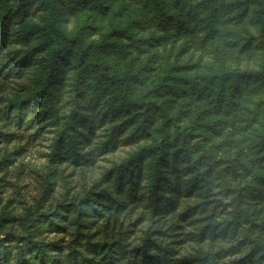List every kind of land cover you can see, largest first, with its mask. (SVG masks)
Returning <instances> with one entry per match:
<instances>
[{
  "label": "trees",
  "instance_id": "trees-1",
  "mask_svg": "<svg viewBox=\"0 0 264 264\" xmlns=\"http://www.w3.org/2000/svg\"><path fill=\"white\" fill-rule=\"evenodd\" d=\"M186 2L0 0L1 69L8 67L17 74H24L30 68L33 74V87L25 95L9 100L8 110L18 123L43 120L46 111L56 114L55 122L62 131L56 133L52 160H77L84 154V147L96 138L101 143L92 153L111 151L126 142L121 137L129 129L132 131L127 140L135 141L140 137L151 140L150 144L136 147L126 159L113 164L114 176L108 187L97 194V200L87 198L86 204L76 205L73 211L76 233H80L82 224L90 228L92 218L103 215L104 209L111 206L133 209L143 203L149 216L163 218L173 209L176 200L173 191L176 153L169 146L176 141L168 131L169 121H179L193 114L197 123L211 120L221 114L235 113L240 101L247 96L264 97V71L253 73L251 79L241 78L228 70L226 55L221 49H216L215 59L207 70L201 68L193 74L190 64L180 63L184 60L183 51L192 46L189 36L197 29L191 24L189 13L183 14ZM199 3L204 8L199 28L200 33H204L200 38L202 44L222 39L231 45L224 37L235 33L228 27L232 21L225 17L245 5L246 10L252 11L250 23L258 24L261 33L252 51L264 49V0H199ZM73 17L84 26L69 37L59 25ZM233 19V27L243 23L242 15ZM106 21L111 24L107 32L104 31ZM137 26L140 30L152 29L151 37L137 40ZM95 31L102 33L101 40L88 45L87 40ZM179 39L184 43L180 44ZM14 44L19 47L13 54L10 48ZM160 51L164 53L162 61L156 59ZM67 83L72 93L71 114L60 118L56 105L65 96ZM42 89L48 95L40 101L35 96ZM181 101L189 102V106L172 116ZM41 103L43 111L38 110ZM249 115L254 120L264 119V99L256 104L255 113ZM161 121L159 127H154ZM101 128L104 132L96 137ZM259 139L264 149V134ZM108 172L109 168L104 175ZM246 194L255 205H264V164L260 165ZM47 215L44 213L35 219H45L59 230L66 229L60 227L64 222L61 218L66 217L64 213H58L49 221ZM9 222L14 223L15 218L0 215V229ZM40 227L47 230L45 224ZM259 230L261 236L250 241V251L243 264H264V224L259 225ZM106 237L115 240L118 246L100 253L91 249L92 253H97L93 257L94 264H182L174 258L172 245L153 238L148 230L135 247L127 243L126 232L121 228L116 235ZM5 245L0 241V264H10L11 250ZM27 247L19 249L16 264H24L25 260L29 264H73V252L79 251L81 258L88 255L86 249L78 247L59 254L45 244L37 245L32 253ZM153 250L155 255L151 254ZM190 256L188 253L185 258Z\"/></svg>",
  "mask_w": 264,
  "mask_h": 264
},
{
  "label": "clouds",
  "instance_id": "clouds-1",
  "mask_svg": "<svg viewBox=\"0 0 264 264\" xmlns=\"http://www.w3.org/2000/svg\"><path fill=\"white\" fill-rule=\"evenodd\" d=\"M252 8H255V5ZM241 15L243 23L233 27V18ZM252 18V11L246 10L245 5L237 7L225 17V20L232 21L228 27L235 34L224 37L231 43L233 50V55L225 61L228 70L237 73L241 78L249 79L253 73L264 71V49H257L255 53L252 51L253 45L258 44L261 37L259 25L253 26L250 23ZM83 26V23L78 24L74 17L59 25L69 37L79 32ZM104 31L107 32L108 29L105 28ZM136 31L137 40L151 37L150 28L140 30L137 26ZM101 35L100 31H95V34L88 38L87 44L99 42ZM179 43L183 44L184 40H179ZM182 56L184 60L191 59L190 68L193 74L202 66L211 65L214 60L211 50L206 52L195 45L186 48ZM72 75L73 73H69V76ZM17 83H23V78ZM67 91L65 88V92ZM47 95V91L42 89L35 98L43 101ZM262 99L264 97L247 96L240 101L239 109L235 113L221 114L199 123L196 122L194 114L179 121H169L168 131L171 139L176 141L175 144L169 145L176 153L177 166L173 174L176 200L173 209L163 218L149 216L140 221L138 227L145 231L152 229L163 233L158 237L159 241L166 245L171 244L175 249L174 258L181 260L182 264H234L236 261L243 264L244 257L250 251V241L261 236L259 225L264 224V205H255L246 193L253 184L260 165L264 164V149L260 147L259 139L260 135L264 134V127H261L264 119L254 120L249 115L255 113L256 104ZM71 107L69 96L65 95L59 99L56 105L59 117L70 115ZM38 110H44L42 103ZM178 114L179 109L171 115ZM55 120L56 114L46 111L42 123L31 129L32 133H36L37 128L40 130L34 140L37 145H44L37 149L44 154L43 158L34 160L30 148H22L16 153L20 159L14 163L10 162L6 171H0V215L15 218L14 223L9 222L6 227L0 229V241L13 237L11 242L5 245L11 250L10 264H16L19 249L25 245H28L29 253L35 252L37 245L41 244L48 245L58 254L67 253L69 248L86 249L88 255L84 258H81L79 251L72 253L73 264H94L93 257H96L97 253L118 246L115 240H109L106 236L101 240L104 234L99 231L98 225L89 228L82 224L80 233H76L75 227L70 226V219L65 221L64 226H60L67 231L59 230L45 219H35L36 216L47 213V220H53L58 213H64L74 205L87 201L84 196L79 200L74 199L81 192L80 187H75L74 184L65 185L67 177L73 172L76 173L73 179L79 180V174L84 171L85 166L77 167L73 164L69 167L65 161L62 167L67 168V172L64 173L63 179H57L60 176L57 171L48 173L46 178L41 167L55 163L48 158L52 155L51 145L56 139L57 131H62ZM162 123L163 121L154 127H159ZM107 127L105 125V128ZM104 130L101 128L97 131L96 137H101ZM131 131L129 129L122 135L121 139L126 141L124 144H118L111 151L105 149L98 153L99 159L87 162L94 170L109 168L106 175L96 171L95 175L90 177V191L94 188L96 194H100L114 176L113 165L106 161L115 160L119 163L127 158L126 153L151 143L150 139L144 137L135 141L127 140ZM100 143V139H93L84 147L83 153H92ZM15 145L16 141L13 140L9 147L14 149ZM22 163L26 167L20 170ZM29 164L36 167L27 166ZM141 211L143 209L137 210L134 219L139 218ZM41 224H45L47 230L42 229ZM139 235V232L132 235L127 243H139ZM75 240L80 243L74 244ZM132 247H135V244H132ZM93 248L97 253L91 252ZM186 253L191 256L185 258ZM151 254L155 255V250ZM24 264H29L28 260H25Z\"/></svg>",
  "mask_w": 264,
  "mask_h": 264
},
{
  "label": "rangeland",
  "instance_id": "rangeland-1",
  "mask_svg": "<svg viewBox=\"0 0 264 264\" xmlns=\"http://www.w3.org/2000/svg\"><path fill=\"white\" fill-rule=\"evenodd\" d=\"M188 13L191 19V24L197 27L196 32L193 33V35L189 36V39L192 42V46L195 45L198 48L204 49L206 52L211 50L214 53V59L216 56V52H215L216 49L223 50V52L226 55V58H229L233 55L232 46L230 44H226V42H224L222 39L216 40L214 43L208 42L207 44H202L200 39L201 31L199 30V28L201 27L200 18H202L203 16L204 8L199 3V0H187L186 4L184 5L183 14H188ZM110 25H111L110 21H106L105 26H107L106 27L107 29L110 27ZM18 47H19L18 44H14L11 46L10 49L13 50V54L16 52V49H18ZM162 56H164V53L160 51L156 54V59L162 61L163 60ZM5 58L7 59V56ZM182 62H187L188 64L191 65V59L180 61V63ZM1 66L2 65L0 64V171H6L10 162L14 163L17 159H20V157L17 156L16 153L20 152L22 148H30L34 160L43 158L44 154L39 152L37 149L43 147L44 145H37L34 140V137L38 135L40 130L37 128L36 133L31 132V129L42 123L43 120H36L33 122L29 120L27 121L25 120L23 123H18L17 120L13 118V114L8 110L9 100L14 99L18 96L25 95L28 92V90L33 87L32 86L33 74L30 68L27 69L24 74H17L14 69L9 70L8 67L1 69ZM201 68L203 70H207L208 65H204ZM21 78H23V83H17V81L20 80ZM65 88L68 89V91L65 92V95L70 97L72 93H71V87L69 86L68 83L65 85ZM188 106H189V102L181 101L177 105V109H185V107ZM13 140L16 141V145L14 149L9 147L12 144ZM25 141H27L28 143L25 144L24 143ZM51 147H53V143ZM128 153H126V156L128 155ZM48 158L50 161H53L51 156ZM97 159H99L98 154L88 153V154H82L81 157L77 160H72L68 158L67 160H64L62 162L55 161L54 164L50 163L48 165H43L41 167L45 172L46 178L48 177V173L52 171H57L60 173V176L57 179H63L64 173L67 172V168L62 167L65 161L68 162L69 167H71L73 164L77 165V167L82 165L85 166L84 171L79 174L80 175L79 180L73 179L76 175V173L73 172L71 175L67 177L65 181V185L67 186L74 184L75 187L81 188V192L78 193L77 196L74 198L76 200H79L81 196L97 200V198L99 197L97 196L95 189L93 188L91 191L88 189V184L92 182L90 177L94 176L96 171H100L101 175H104L105 171L108 169L107 167H104L99 170H94L87 165L88 161L94 162ZM106 163L113 165L114 163H116V161L110 160V161H106ZM27 166H31L33 168L36 167V165H32V164H29ZM25 167L26 165L22 163L20 170L24 169ZM72 190L74 191V188ZM84 204L86 203L76 204V205H84ZM76 205L65 210L64 214L66 215V217L61 218V220H64L62 226H64L65 221H68L70 219L71 221L70 226H73L76 229V226L73 224V215H74L73 211L76 209ZM104 205H106L105 202ZM139 209H143V211L139 213L138 219H134V217L137 214V210ZM147 217H149V212L146 210V208H144L143 203L139 204L136 208L133 209H130L129 206L125 208L124 207L115 208V206H111V208L109 209H104L103 215H97L96 217L92 218L93 224L92 226H90V228L96 227L98 225L99 231L104 234V236H102L101 238L105 236L112 237L116 235L117 231L120 228L122 229V231L126 232V237L128 240L131 239L132 235H135L136 233L139 232L141 233V235L137 236V240L140 243L141 238L145 233V230L140 229L138 227V223ZM61 231H67V229L65 230L61 229ZM148 231L152 232L153 238L158 239L160 235H163V233L159 231H152V229H148ZM12 239L13 237L10 236L9 238H6V240L3 241V243L5 244L10 243ZM139 243H137L136 241H132V244L135 245ZM8 250L10 249L8 248Z\"/></svg>",
  "mask_w": 264,
  "mask_h": 264
}]
</instances>
